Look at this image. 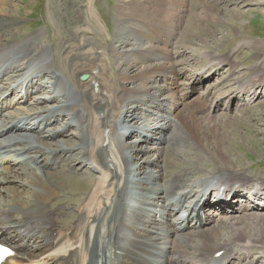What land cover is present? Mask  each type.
<instances>
[{
    "label": "bare ground",
    "instance_id": "bare-ground-1",
    "mask_svg": "<svg viewBox=\"0 0 264 264\" xmlns=\"http://www.w3.org/2000/svg\"><path fill=\"white\" fill-rule=\"evenodd\" d=\"M146 5L154 13L142 15L151 20H160L169 14L178 16L188 7L186 0H147ZM186 19L195 22L198 16L190 12ZM11 25L10 21L0 22V39ZM124 31L122 28L117 37H123ZM127 32L131 38L124 35L123 50L118 55L120 76L117 78L121 80L118 89L110 82L101 58L91 53L89 56L83 49L66 47L65 74L54 69L55 63L50 61L48 51L42 52L41 45H32L30 37L0 44V82L6 76H9L6 82L20 76L23 89L30 87L33 78L51 72L52 80L38 84L36 90L45 91L47 84L54 85L53 95L46 101L60 102L45 113L23 112L21 116H13L4 110L10 97L2 98L0 239L13 251L3 264H228L226 261L235 257L230 252L232 243L249 251L257 242L236 226L238 222L232 212L242 213L243 208H235L230 203L217 209H223L219 218L228 225L232 235L212 243L219 232L216 225H210L214 221L210 220L214 202L205 193L213 182L231 186L233 198L243 194L240 185L253 183V199L260 202H253L252 210L257 211L250 213H255L252 214L254 223L261 231L259 236L264 237V215L258 213L264 198V177L237 176L221 167L214 174L208 172L201 176L196 183L187 180V173H183L174 177L170 186H165L162 171L165 145L170 149L185 143L200 146V140L207 139L203 124L208 118L184 110L177 91L180 97L186 95L189 85L199 81L201 72L197 76L189 74L187 82L179 85L183 74L176 71L174 57L168 48H162V41L150 34L146 36L145 32L135 35L132 27ZM211 61L219 68L229 59L214 56ZM138 63L140 67H136ZM17 66L22 67V73L14 71ZM82 72L88 74V79L80 82L78 77ZM64 74L68 83L78 86H67ZM248 81L264 84L263 65L253 67L248 80L237 88L242 89ZM154 86L160 89L152 94ZM57 89L62 99L54 94ZM149 95L152 99L145 104ZM27 97L23 95L20 103ZM11 100L17 104L19 99L11 97ZM79 103L84 109L74 106ZM62 114L69 115L65 126L81 128L82 141L75 146H55L49 161L41 163L40 147L52 150L41 139V133L53 121L58 122ZM5 117L15 123L5 126ZM63 132L54 128L48 138ZM122 132L127 134L126 138L120 137ZM143 138L155 142L139 145ZM21 142L22 148L18 147ZM78 147L85 150L75 158L72 151ZM199 151L203 153L202 149ZM61 152L69 154L64 157ZM87 160L95 172L91 174L92 184L75 195L72 188L77 190L82 186L74 176L75 164L71 162ZM59 170L60 175L56 172ZM199 205L203 214L198 212ZM181 208L188 211L187 219L193 225L204 220L211 221L209 227H188L179 221L176 210ZM71 215L75 216L72 224L65 220L62 224L57 222ZM218 252L221 253L217 256Z\"/></svg>",
    "mask_w": 264,
    "mask_h": 264
},
{
    "label": "rangeland",
    "instance_id": "rangeland-1",
    "mask_svg": "<svg viewBox=\"0 0 264 264\" xmlns=\"http://www.w3.org/2000/svg\"><path fill=\"white\" fill-rule=\"evenodd\" d=\"M145 2L147 3V0H0V22L10 21L12 24L10 29L13 28L12 31L8 30L7 35L4 34V38V35L2 36L0 44L4 45L10 41H20L30 37L32 45H41L42 52L44 47L50 53L52 63H55L54 67H64L63 63L66 62L64 46L70 44L71 48L78 50L80 48H75L76 46L86 44L90 50L98 51V57L101 54L102 58L106 56L105 59H101V63L104 64L105 61L106 73L108 72L109 80H113L110 82L115 88L121 84V80L118 79L120 76V66L117 65L118 55L121 53L119 51L123 50V41L126 38L124 35L130 34L127 32L128 27L136 26L135 28L140 29L141 32L154 28L156 39L162 41L160 44L162 48H168L170 55L174 57V65L185 74H188V70L194 71L204 66L209 56H228L232 65L223 66L208 82L197 88L198 92L206 91L207 97L183 105L184 110L193 111L200 117L208 118L203 124V132L207 139L200 140L202 143L198 141L200 146L198 143L196 145L185 143L170 149L168 145H165V159L162 162L163 166L165 164L164 169L162 167L164 180L168 182L176 173L186 172L188 179L195 182L198 177L208 175V172L214 174L221 167L229 169L237 176L246 174L253 178L264 177V85L255 91L251 83H246L245 88L240 92L237 89L242 81L248 80L251 68L258 63L259 65L264 63V0H186L188 7H184L182 14L178 16L169 14L160 20H151L149 17L146 19L147 17L142 15L143 12L154 13V9L149 10L151 6L147 8ZM157 12L156 10L155 13ZM190 12L196 13L198 20L194 22L188 19L187 21L186 17ZM123 20L125 23L122 26ZM122 28L125 29L121 33L123 37L118 38ZM152 33L153 31L150 35ZM126 36L131 38V35ZM140 66L141 64L136 67ZM59 70L62 71L60 68ZM48 77L50 73L38 81L42 83ZM5 78L6 81L9 76ZM17 82L18 79H14L12 84ZM50 87L53 88V86ZM152 89V94L158 93L160 87L154 86ZM52 90L47 86L45 91H39L27 97L30 111L41 110L40 113H45L49 109L46 107L53 105L47 102L56 101L44 100L45 103H36V100L48 94L52 96ZM233 91L238 93H232ZM225 97L227 101L222 100ZM151 99L149 95L144 103H149ZM223 102L230 103L231 107L222 108L217 105ZM236 103L237 106H232ZM80 104L82 103L78 105ZM10 114L16 116L11 112ZM63 116L66 119H63ZM68 117L69 115L62 114L58 123L53 121L47 125L52 126V129L65 128L66 131L64 130L61 135L49 139L48 131L41 133V139L48 144V148L54 149L61 144L71 146L80 142L79 128L64 124ZM138 144L151 145L153 140L143 138ZM199 149H202L203 153ZM63 154L68 153L61 152L62 156ZM142 155H145L144 151ZM44 156L49 155L44 153ZM222 157L224 160L220 159ZM74 163H76L75 166L79 163V167H82V162H71V164ZM56 172L59 175L62 174L60 170ZM75 172L79 174L76 177L81 182L82 188L78 187L75 190L76 188L73 187L71 191L78 195V191H83L89 183L92 184L91 174L95 172L90 168L87 172L90 178L84 171L76 170ZM59 175L57 177H60ZM174 177H180V175ZM61 187L64 191L68 190L66 185ZM258 213L264 215V203ZM252 214L255 213L234 215L238 222L236 226L243 229L246 237L257 242L256 246L252 247L247 260H238L236 264H246L248 261L264 264V237L259 236L261 231L258 224L254 223ZM71 217L73 221L69 220L70 217L64 219L67 224L74 222L75 216L71 215ZM215 224L219 234L212 243H219L222 238L232 235L231 229L220 221V218L216 219ZM235 253L240 257L245 255L237 249Z\"/></svg>",
    "mask_w": 264,
    "mask_h": 264
}]
</instances>
